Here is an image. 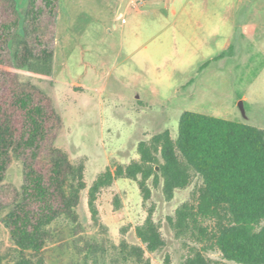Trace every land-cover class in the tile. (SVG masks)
<instances>
[{
	"label": "rangeland",
	"instance_id": "rangeland-1",
	"mask_svg": "<svg viewBox=\"0 0 264 264\" xmlns=\"http://www.w3.org/2000/svg\"><path fill=\"white\" fill-rule=\"evenodd\" d=\"M9 3L0 0V20L8 17ZM17 3L23 14L27 0ZM7 70L17 82L1 83L0 101L12 110L8 104L18 83L46 93L59 115L58 124L50 121L53 128L58 125L53 144L85 167L77 220L58 222L44 252L46 263L84 264L93 245V255L105 264H137L120 255L125 242L144 248L150 264H183L202 246L175 224L178 208L197 200L203 185L197 172L191 170L190 183L169 197L157 166L158 181L154 176L147 181V200L138 181L117 178L97 194V220L89 191L108 168L141 162V142L166 131L176 141L185 111L264 130V0H60L51 75ZM42 158L40 167L47 159ZM23 184V163L14 158L0 184V207ZM150 212L165 242L156 251L148 250L136 232ZM203 253L210 264H242L217 248ZM18 254L0 218L4 263L13 264Z\"/></svg>",
	"mask_w": 264,
	"mask_h": 264
},
{
	"label": "trees",
	"instance_id": "trees-1",
	"mask_svg": "<svg viewBox=\"0 0 264 264\" xmlns=\"http://www.w3.org/2000/svg\"><path fill=\"white\" fill-rule=\"evenodd\" d=\"M59 1L27 0L22 14L17 0H11L4 9L8 17L0 20V86L7 78L8 82H17L7 67L51 75ZM8 105L12 110L0 101V184L14 158L23 163L24 184L11 202L0 207V218L19 253L13 264H47L44 252L55 238L58 222L77 220L76 208L86 188L85 167L75 164L66 151L53 144L59 115L46 93L34 85L18 83ZM14 112L20 115V123L15 122ZM52 119H58L54 128ZM178 131L176 141L166 131L150 143L141 142V162L119 165L114 171L108 168L97 177L89 191L95 220L97 194L115 179L138 181L147 200L151 196L147 181L152 176L158 181L157 166L169 197L176 188L190 183L194 170L202 177L203 185L195 203L178 208L175 224L179 233L190 235L202 246L195 248L183 264H210L203 252L213 248L227 260L264 264V130L185 111ZM44 156L46 163L40 167ZM136 232L150 251L165 243L152 212ZM91 247L84 264H105L93 255ZM118 248L123 259L150 264L144 259V248L125 242ZM0 264H5L1 255Z\"/></svg>",
	"mask_w": 264,
	"mask_h": 264
},
{
	"label": "water",
	"instance_id": "water-1",
	"mask_svg": "<svg viewBox=\"0 0 264 264\" xmlns=\"http://www.w3.org/2000/svg\"><path fill=\"white\" fill-rule=\"evenodd\" d=\"M240 106H241V108H242V110H244V108H243V101H240Z\"/></svg>",
	"mask_w": 264,
	"mask_h": 264
}]
</instances>
